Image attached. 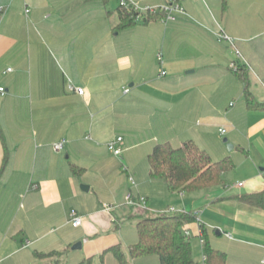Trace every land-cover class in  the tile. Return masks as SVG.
<instances>
[{"label": "crops", "instance_id": "0c3cea01", "mask_svg": "<svg viewBox=\"0 0 264 264\" xmlns=\"http://www.w3.org/2000/svg\"><path fill=\"white\" fill-rule=\"evenodd\" d=\"M137 1L155 6L169 0ZM109 2L0 0V264L94 258L121 244L116 231L125 217L137 228L142 218L164 212L151 206L168 195L180 198L183 208L172 206L177 210L198 212L203 239L226 251L229 263L264 264V208L241 200L264 191V110L248 107L245 81L231 67L245 65L248 91L264 103V0L189 2L203 23L195 53L211 56L199 65H216L222 54L207 35L213 45V35H227L226 51L233 54L222 55L228 71L202 66L206 72L195 77L199 66H167L160 73L154 66L155 75L145 66H117L123 47L126 63L128 54L146 55L150 46L158 52L166 26L153 20L122 27L123 16ZM118 137L120 157L108 146ZM189 139L213 160L230 156L236 166L219 185L170 192L165 180L151 177L149 154L157 143ZM61 140L65 148L55 151ZM130 190L144 195L147 207L129 205ZM73 211L83 218L80 226L70 220ZM200 223L188 229L201 241ZM111 233L101 245L102 234ZM138 240L134 236L130 245ZM78 242L82 247L71 249ZM195 259L205 264L203 257ZM158 261L149 255L129 264Z\"/></svg>", "mask_w": 264, "mask_h": 264}, {"label": "trees", "instance_id": "16d2710c", "mask_svg": "<svg viewBox=\"0 0 264 264\" xmlns=\"http://www.w3.org/2000/svg\"><path fill=\"white\" fill-rule=\"evenodd\" d=\"M228 0H223L226 4ZM123 16V27L133 25L139 21L138 12H130L119 8ZM167 16L165 12L148 13L145 22ZM245 65H239L237 73L246 84V101L250 109L264 110V103L256 101L248 91L249 80ZM150 175L152 178L163 179L170 192H192L203 188L219 185L223 182V175L235 168L232 157L227 156L220 160H213L211 155L202 149L194 140L189 139L180 145L170 141L157 143L149 154ZM83 168L74 167V171L82 172ZM241 200L264 208V191L246 194ZM200 221L193 210H180L150 214L137 223L139 240L130 245L131 259H138L149 255H157V264H202L194 257L190 236L185 229L192 223ZM203 233L206 229L201 224ZM113 252L120 264H129L121 244L113 245L104 250ZM203 252L206 256L205 264H231L226 251L213 247L208 239L204 238ZM103 256V255H102ZM77 264H94L93 257H87Z\"/></svg>", "mask_w": 264, "mask_h": 264}, {"label": "rangeland", "instance_id": "374dc122", "mask_svg": "<svg viewBox=\"0 0 264 264\" xmlns=\"http://www.w3.org/2000/svg\"><path fill=\"white\" fill-rule=\"evenodd\" d=\"M132 1L138 3L140 7L153 6V5L143 4L137 0H132ZM181 1L183 3V0ZM190 1L191 0H188L186 5L184 3L182 4V7L185 10L184 13H181V12L174 13L175 20H170V19L164 20L163 18L156 19V21H159L164 26H166L165 36L164 38H162V42H160V47H159L158 52L157 50L156 51L154 50V53H152L153 47L150 46L149 47L150 50L148 51L146 55H142L139 52H135V54H128L131 60H130V63H126L124 61V58L126 57L125 53H127L126 51L127 48L123 47L121 50L124 52V54L119 55L117 66H135L134 68H138V66H145L146 68H149L150 75H155L153 72L154 66H157V71L159 69V73L161 69H163V67L166 68L167 66H182V67L183 66L184 67L185 66H199L197 72L191 73L192 75H194V77L197 75H202L204 72H206L205 67H202V66H207V67L215 66L216 72H221L222 70L228 71V67H227L228 62L224 59V57L228 56L229 58H231L233 57V54L230 52V50L226 51L227 50L226 49L227 46L225 43L226 40L224 39V36H220V34L213 35L215 37L214 39L215 46L213 45L212 39H209L208 35H207L208 39H206V41H208V43L211 44L214 48L217 47V50L219 53L220 52L222 53L221 56L217 57L219 58V60H217L218 64L199 65L200 62L209 60L210 59L209 57L211 56L208 54H206L205 56L204 55L198 56V54L195 53L196 52L195 36L197 35L198 32H201L202 27H200V25H203V23L199 22V20L195 18L196 16L195 14H193V11L190 10V3H189ZM108 6L111 7L112 9L116 8L118 14L120 13L119 8L121 6H120L119 0H110ZM148 13L149 11H146L145 13H143L142 18L138 20L139 21L138 23H145V18L147 17ZM169 24H178V26L173 27V28L170 26V28L167 29V26ZM204 27L205 29L203 30H207L208 32L210 31L214 32V30L210 29V27L207 26V24L206 26L204 24ZM119 29H121L120 26H119ZM147 30H151V29H147ZM214 33L216 34V32ZM178 34L180 35L179 37L177 36ZM122 40L123 38L121 37L118 40V42L120 43ZM151 40H153V42L157 41L156 38L150 39V43H152ZM174 46L176 49L174 48ZM222 55L224 57H222ZM159 56H162L163 60H158ZM236 57L238 58L239 56L236 55ZM192 69H195V68L192 67V68L184 69L183 73L186 74L188 70H192ZM157 201H158V206L156 207L151 206L152 207L151 209L166 211L168 207H172V206H175L176 208H183L179 206L180 198L178 196L175 197V195L159 197ZM141 207H145V206H141ZM186 207L187 206H185V208ZM186 211H189V210H186ZM113 233H111V235L107 234V236H105V234H102V236L100 237V244L101 245L104 244L106 239L109 238V236H113ZM116 234L121 239V244H122L121 246L125 252L126 257L128 258V260H130L131 255H130L129 246H130V243L134 241V236L137 237L138 235V231H137L136 225L134 224V221L132 222L131 220H129V217L128 218L125 217L121 228L116 231ZM190 239H191V243L193 247L194 257L201 260L204 254H203V244L201 243L199 236L193 234L190 236ZM72 247L73 246H71V249ZM69 252H77V251L69 250ZM78 252H81V251L79 250ZM93 259H94V264L95 262L96 264H101V263L120 264L118 258L115 256L113 252L104 253V251L103 252L101 251V253L95 256Z\"/></svg>", "mask_w": 264, "mask_h": 264}, {"label": "built area", "instance_id": "2783aa9c", "mask_svg": "<svg viewBox=\"0 0 264 264\" xmlns=\"http://www.w3.org/2000/svg\"><path fill=\"white\" fill-rule=\"evenodd\" d=\"M119 1H120V6L123 7L125 10L130 11V12H138L139 13V17H138L139 19L142 18L143 13H145L146 11H149L150 13H155L158 11L165 12L167 14V16L163 17L164 20H168V19L175 20V16H174L175 12H181V13L185 12V10L182 7V5L180 4L179 0H169L166 4L147 6V7H140L138 3H136L132 0H119ZM28 11L29 10L27 9V12ZM220 36H224L225 38H229L225 34H220ZM159 60H163L162 56H159ZM231 67L234 70H237L238 65L236 64V62H233L231 64ZM7 71H12V68H8ZM162 74H165V72H163ZM0 90L2 93H5L4 87H1ZM77 91L79 92V94H84L85 89L83 87H79V88H77ZM231 105H234V103H232ZM221 133L225 134L226 129L223 128L221 130ZM122 139H123L122 137H118L117 139L112 140L108 144L110 150H112L113 153L119 157L122 154V148L118 146V143L120 141H122ZM65 144H66L65 140L57 141L53 144V148L55 151H62L65 148ZM127 169L128 168L125 167V170H127ZM129 181L134 188L137 187V182H136L134 176L131 174L129 175ZM239 185H243V183L240 182ZM126 201L129 205H132V206H145V207H147V198L144 195H142L140 192L135 193L133 190H130L126 195ZM105 208L107 210H110L112 207L108 204H105ZM167 211L168 212H177L179 210H177L175 207H171ZM196 214L198 216V212H196ZM70 220H71L72 224L76 227L80 226L83 223L82 216H79L76 211H73L71 213ZM185 233L187 236L192 235L191 231L188 228L185 229ZM199 235L201 237V242L204 244L203 231L201 228L199 230ZM203 259L204 260L206 259L205 255L203 256Z\"/></svg>", "mask_w": 264, "mask_h": 264}, {"label": "water", "instance_id": "95a60500", "mask_svg": "<svg viewBox=\"0 0 264 264\" xmlns=\"http://www.w3.org/2000/svg\"><path fill=\"white\" fill-rule=\"evenodd\" d=\"M190 71H193V70H190ZM224 141L227 142L228 148L230 150H232L233 147H234V145L231 142H228V139L227 138H225ZM81 187H82L83 190L89 189V186H87V185H82ZM81 247H82V242H78V243L74 244L72 248L73 249H79Z\"/></svg>", "mask_w": 264, "mask_h": 264}]
</instances>
